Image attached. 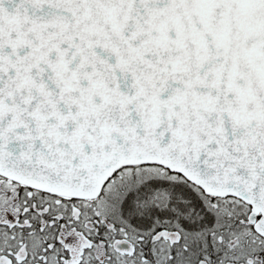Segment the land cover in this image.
Masks as SVG:
<instances>
[{"label":"snow or ice","instance_id":"obj_1","mask_svg":"<svg viewBox=\"0 0 264 264\" xmlns=\"http://www.w3.org/2000/svg\"><path fill=\"white\" fill-rule=\"evenodd\" d=\"M0 264H264V0H0Z\"/></svg>","mask_w":264,"mask_h":264}]
</instances>
